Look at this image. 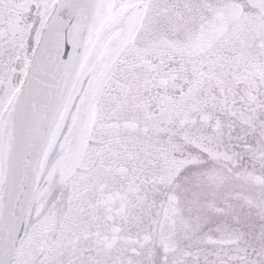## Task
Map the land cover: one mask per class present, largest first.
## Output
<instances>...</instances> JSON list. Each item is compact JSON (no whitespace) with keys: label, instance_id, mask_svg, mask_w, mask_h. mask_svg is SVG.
<instances>
[{"label":"snow or ice","instance_id":"6c2138e0","mask_svg":"<svg viewBox=\"0 0 264 264\" xmlns=\"http://www.w3.org/2000/svg\"><path fill=\"white\" fill-rule=\"evenodd\" d=\"M0 264H264V0H0Z\"/></svg>","mask_w":264,"mask_h":264}]
</instances>
